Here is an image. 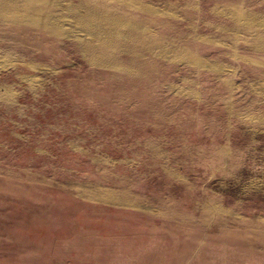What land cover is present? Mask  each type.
Segmentation results:
<instances>
[{"label": "rangeland", "instance_id": "rangeland-1", "mask_svg": "<svg viewBox=\"0 0 264 264\" xmlns=\"http://www.w3.org/2000/svg\"><path fill=\"white\" fill-rule=\"evenodd\" d=\"M0 264H264V0H0Z\"/></svg>", "mask_w": 264, "mask_h": 264}]
</instances>
